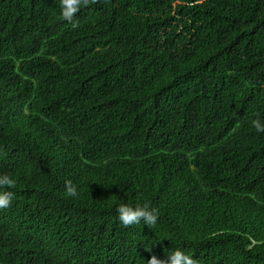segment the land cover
Segmentation results:
<instances>
[{
    "label": "trees",
    "instance_id": "trees-1",
    "mask_svg": "<svg viewBox=\"0 0 264 264\" xmlns=\"http://www.w3.org/2000/svg\"><path fill=\"white\" fill-rule=\"evenodd\" d=\"M254 119L264 0H0V264H264Z\"/></svg>",
    "mask_w": 264,
    "mask_h": 264
},
{
    "label": "clouds",
    "instance_id": "clouds-1",
    "mask_svg": "<svg viewBox=\"0 0 264 264\" xmlns=\"http://www.w3.org/2000/svg\"><path fill=\"white\" fill-rule=\"evenodd\" d=\"M87 3V0H60L61 16L64 20L72 23L80 12L82 6ZM252 126L258 133H264V119H254ZM16 185L15 178L10 174H0V209L10 206L15 193L11 190ZM66 195L69 197L77 196L76 187L69 181L66 182ZM118 219L125 226L140 224L152 228L158 222L160 211L156 207L150 206L149 203L129 204L121 203L117 209ZM148 264H196L193 257L180 248H175L167 252L165 260L158 259L153 256Z\"/></svg>",
    "mask_w": 264,
    "mask_h": 264
}]
</instances>
